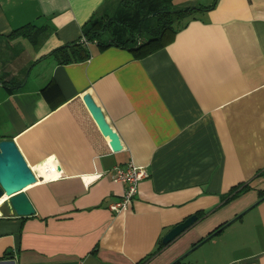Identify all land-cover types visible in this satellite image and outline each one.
Listing matches in <instances>:
<instances>
[{
    "label": "crops",
    "instance_id": "1",
    "mask_svg": "<svg viewBox=\"0 0 264 264\" xmlns=\"http://www.w3.org/2000/svg\"><path fill=\"white\" fill-rule=\"evenodd\" d=\"M171 1V9L212 6L135 58L106 45L105 32L102 48L82 34L91 18L133 21L120 0H0V139L38 171L23 189L34 213L0 209V264H264V0ZM25 24L34 41L8 37ZM151 25L143 19L133 37L142 41ZM71 42L89 57L58 64L47 56ZM83 94L100 107L119 150ZM127 162L148 175L115 214L108 205L123 185L111 168ZM237 186L246 189L226 200Z\"/></svg>",
    "mask_w": 264,
    "mask_h": 264
},
{
    "label": "trees",
    "instance_id": "2",
    "mask_svg": "<svg viewBox=\"0 0 264 264\" xmlns=\"http://www.w3.org/2000/svg\"><path fill=\"white\" fill-rule=\"evenodd\" d=\"M170 0H120L121 7L126 9L125 13L134 12L135 17L133 21L129 20L130 15L127 16L128 20L121 21L117 18L102 17L91 18L83 27V37L86 43L94 42L99 48H102L104 44L100 41V35L107 33L109 40L106 45H115L121 48L128 49L133 57H143L157 49L162 48L175 34L179 27H182L184 20L192 17V13L195 11H205L210 6H198V7H183L179 9L168 8V2ZM152 17L156 20V25L152 22V25L146 28V36L140 41L138 36L133 37L132 30L138 29L139 23L148 17ZM181 19V23L178 25H172L174 21ZM136 27H135V26ZM134 27V28H133ZM25 37L34 41L35 30L32 25L25 24L11 31L8 35L9 38ZM47 56H50L58 64H67L71 62L83 61L89 57V51L83 43L71 42L61 45L51 50ZM246 189L245 187H231L228 192L226 200L235 197L239 192ZM260 198L264 197V192H260ZM236 216L235 218H237ZM229 224V221L223 222L209 231L205 236L200 238L192 247L200 244L201 242L211 238L215 234L219 233L224 226ZM163 244L159 241L155 247V252L159 251ZM140 263V261L138 262ZM178 260L173 261L171 264H177Z\"/></svg>",
    "mask_w": 264,
    "mask_h": 264
},
{
    "label": "water",
    "instance_id": "3",
    "mask_svg": "<svg viewBox=\"0 0 264 264\" xmlns=\"http://www.w3.org/2000/svg\"><path fill=\"white\" fill-rule=\"evenodd\" d=\"M82 100L94 120L98 130L103 136H111L110 149L117 151L120 143L114 137L112 129L105 121L99 106H97L88 94H83ZM58 167V166H56ZM35 177L31 169L24 161L14 142L10 139H0V197L4 194L11 212L16 216H29L34 213V208L23 189L34 183ZM195 215H190L172 226L161 237V243L167 244L185 230L194 220Z\"/></svg>",
    "mask_w": 264,
    "mask_h": 264
},
{
    "label": "built area",
    "instance_id": "4",
    "mask_svg": "<svg viewBox=\"0 0 264 264\" xmlns=\"http://www.w3.org/2000/svg\"><path fill=\"white\" fill-rule=\"evenodd\" d=\"M52 168L56 170L54 166ZM31 172L36 178V174L32 170ZM147 175L143 167L136 166L132 162L113 166L111 168L110 178L114 182L121 183L123 185V191L118 200L108 205V209L115 214L123 212L135 196L138 182L146 178Z\"/></svg>",
    "mask_w": 264,
    "mask_h": 264
},
{
    "label": "rangeland",
    "instance_id": "5",
    "mask_svg": "<svg viewBox=\"0 0 264 264\" xmlns=\"http://www.w3.org/2000/svg\"><path fill=\"white\" fill-rule=\"evenodd\" d=\"M171 4H172L173 6H175V1H174V0H172V1H171ZM152 22H153V23L156 25V23H155V22H156V20H155V19H153V21H152ZM179 23H181V19H180V20H178V21H174L172 25H173V26H174V25H178ZM4 205H5V206H4ZM4 205H2V206L0 207V209H1L2 211H3V208H5V207H7V206H8V205H7V203H5Z\"/></svg>",
    "mask_w": 264,
    "mask_h": 264
},
{
    "label": "bare ground",
    "instance_id": "6",
    "mask_svg": "<svg viewBox=\"0 0 264 264\" xmlns=\"http://www.w3.org/2000/svg\"><path fill=\"white\" fill-rule=\"evenodd\" d=\"M35 173L37 175L38 174V171H35ZM6 199H7V196H5L4 194L0 197V207L5 202Z\"/></svg>",
    "mask_w": 264,
    "mask_h": 264
}]
</instances>
